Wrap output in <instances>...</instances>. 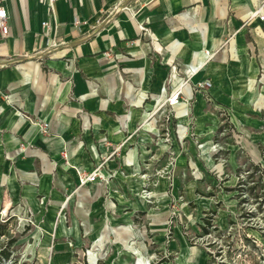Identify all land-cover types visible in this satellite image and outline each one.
Returning a JSON list of instances; mask_svg holds the SVG:
<instances>
[{"label":"rangeland","instance_id":"obj_1","mask_svg":"<svg viewBox=\"0 0 264 264\" xmlns=\"http://www.w3.org/2000/svg\"><path fill=\"white\" fill-rule=\"evenodd\" d=\"M257 11L227 6L206 55L179 26L145 72L117 74L102 115L22 114L44 146L14 138L27 152L0 162V264H264Z\"/></svg>","mask_w":264,"mask_h":264},{"label":"crops","instance_id":"obj_2","mask_svg":"<svg viewBox=\"0 0 264 264\" xmlns=\"http://www.w3.org/2000/svg\"><path fill=\"white\" fill-rule=\"evenodd\" d=\"M258 2L58 0L51 7L45 0H5L9 33L0 35V162L27 152L14 138L29 148L44 146L33 127L24 130L19 125L22 114L50 121L61 108L60 113L73 118L81 113L102 115L110 108L104 99H113L117 93L120 97L117 74L145 72L151 67L150 59L158 57L155 52L162 50L163 42L171 47L179 26L185 28L180 37L185 48L206 55L200 42L210 41L214 49V23L225 16L226 7L244 12ZM203 18L209 23L205 36L194 27L202 24ZM44 22H49L50 30L44 29ZM254 30L264 38V23L259 19ZM252 36L261 52L264 40L253 32ZM120 54H126L128 60L119 59ZM133 89L138 86L134 84ZM7 92L9 99L2 95ZM25 169L31 171L32 167Z\"/></svg>","mask_w":264,"mask_h":264},{"label":"built area","instance_id":"obj_3","mask_svg":"<svg viewBox=\"0 0 264 264\" xmlns=\"http://www.w3.org/2000/svg\"><path fill=\"white\" fill-rule=\"evenodd\" d=\"M49 5H52L58 0H45ZM125 10L130 12L129 8H124ZM256 17L260 20V22L264 23V0H259L258 2V11L256 13ZM78 24V22H76ZM44 29L50 30L51 25L49 22H44L42 24ZM9 33V16L7 12V8L5 5V0H0V35L6 37Z\"/></svg>","mask_w":264,"mask_h":264},{"label":"trees","instance_id":"obj_4","mask_svg":"<svg viewBox=\"0 0 264 264\" xmlns=\"http://www.w3.org/2000/svg\"><path fill=\"white\" fill-rule=\"evenodd\" d=\"M3 256H5V258H8V257H9V255H8V254H4Z\"/></svg>","mask_w":264,"mask_h":264},{"label":"bare ground","instance_id":"obj_5","mask_svg":"<svg viewBox=\"0 0 264 264\" xmlns=\"http://www.w3.org/2000/svg\"><path fill=\"white\" fill-rule=\"evenodd\" d=\"M212 11H213V10H212ZM252 16H253V17H256V13H253Z\"/></svg>","mask_w":264,"mask_h":264}]
</instances>
